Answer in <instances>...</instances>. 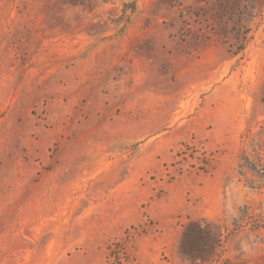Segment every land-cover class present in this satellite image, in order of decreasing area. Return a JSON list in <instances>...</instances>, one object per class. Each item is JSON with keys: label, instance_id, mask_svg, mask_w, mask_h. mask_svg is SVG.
<instances>
[{"label": "rangeland", "instance_id": "obj_1", "mask_svg": "<svg viewBox=\"0 0 264 264\" xmlns=\"http://www.w3.org/2000/svg\"><path fill=\"white\" fill-rule=\"evenodd\" d=\"M0 264H264V0H0Z\"/></svg>", "mask_w": 264, "mask_h": 264}, {"label": "trees", "instance_id": "obj_2", "mask_svg": "<svg viewBox=\"0 0 264 264\" xmlns=\"http://www.w3.org/2000/svg\"><path fill=\"white\" fill-rule=\"evenodd\" d=\"M197 232L199 233V235H201V237L205 235V233L202 230L199 231V228L196 224H193V223L190 224V227L188 228L187 234L185 237L186 242L183 245V253H185L189 258H200L202 260H207L210 257V255L214 254L213 251L216 248L212 247L210 250V253L208 252L207 254H204V255H200V254L196 253L193 249H191V246L195 240L194 235Z\"/></svg>", "mask_w": 264, "mask_h": 264}]
</instances>
